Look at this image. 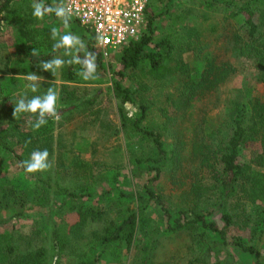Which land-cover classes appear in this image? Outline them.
I'll return each instance as SVG.
<instances>
[{"label":"trees","instance_id":"1","mask_svg":"<svg viewBox=\"0 0 264 264\" xmlns=\"http://www.w3.org/2000/svg\"><path fill=\"white\" fill-rule=\"evenodd\" d=\"M23 1L0 0V32L3 13L11 5ZM167 1L148 0L144 11L146 26L142 35L137 40L129 41L117 53L121 68L112 71L111 86L108 87L116 101L117 127L100 114L98 97L102 90L82 87L88 80H82L77 75L81 65L66 64L54 77L50 71H43L37 66L40 61L50 57H33V46L27 49L24 43L14 44L13 51L1 53L0 75L35 72L47 78L38 85L37 92L27 91V97L43 95L48 87H53L59 94L56 107L60 119L49 118L39 130H34L31 124V128L23 129L21 121H34V117L21 114L19 119H15L13 103L25 93L6 103L0 86V98L3 99H0V122L7 124L0 128V150L10 152L21 165L32 151L47 149L48 159L52 163L49 170L30 174L39 183V193L29 203L16 196L8 180H0V225L27 217V210L36 205L47 208L46 213H49L45 221V236L37 227L22 228L21 225L10 233H0V264H53L54 260L55 264H62V260L68 257L75 259L74 264H98L107 251L116 258L120 257L122 250L134 257L128 264H170L157 255L164 234L173 235V241L180 238L189 244L190 256L186 264H264V101L258 94L249 90L244 93L240 91L231 102L232 109L225 100L223 110H229L231 114L226 115L224 121L212 125L215 132L221 133V138L197 142L196 155L199 158L192 162L191 170L179 176L191 182L190 195L194 193L193 197L189 199L187 193L180 195L184 203L173 205L174 211H171L164 195L151 185L168 170L169 164L172 165V172L177 173L181 169V148L184 143L176 139L175 147L165 146L161 130L168 127L167 121L147 122L152 103L148 100L136 102L144 84L141 82L140 86H132L125 82L128 74L146 67L151 74L173 77L176 83L166 94L164 108L166 117L176 120L178 115L187 112L196 96L210 90L218 94L226 92L224 85L233 72L229 61L219 59L214 50H209V43L206 45L202 41L205 37L200 26H179L172 38L158 37L153 47L147 49L155 38L158 16L168 12V7L162 12H154L152 8ZM201 1L212 10L223 7L225 16L221 19L225 24L229 23L231 17L240 16L243 33L232 31L233 34L223 37L221 43L226 44L224 48L232 54L255 61V77L264 82V24L258 17L262 14L257 8L258 0ZM71 23L84 40V50L95 58L97 69H105L103 56L95 48L92 30L80 25L78 20ZM217 39L215 42H218ZM189 51L194 55L192 63L183 60L184 53ZM55 80L60 81L58 86ZM127 104L134 106L132 111ZM129 113H132L131 118ZM204 129L210 133V128L205 126L199 131ZM86 131L93 132L89 142L91 162L77 156L74 150L76 140L81 137L79 135ZM120 132L126 145L101 148L109 152L108 157L106 155V160L96 158L101 153L99 146L104 147L111 136L116 137ZM129 141L131 146H127ZM253 144L258 146V150L249 156L244 154ZM212 154L213 160L220 164L221 174L215 177L211 187H204L205 194L209 193L210 196H205L202 202L204 188L200 179L194 177L203 168L213 165ZM101 155L105 158V153ZM127 162L134 173L152 175L140 190H120L113 186L119 183V171L116 169H126ZM98 166L104 168L108 176L101 179H106L109 187L106 190L102 187L103 193L101 191L99 194L101 200H106L103 205L87 206L80 201L90 195L83 194L89 186H80L77 191L69 190L59 181L67 172H71L75 178L99 179L101 170ZM114 189L118 190L116 196L111 195ZM65 203L67 210L62 207ZM149 207L154 208L157 219L144 215L143 212ZM57 210L70 214L71 222L51 218V212ZM112 244L118 246L112 249ZM175 258L177 254L173 250ZM176 263L178 260H173V264Z\"/></svg>","mask_w":264,"mask_h":264},{"label":"rangeland","instance_id":"2","mask_svg":"<svg viewBox=\"0 0 264 264\" xmlns=\"http://www.w3.org/2000/svg\"><path fill=\"white\" fill-rule=\"evenodd\" d=\"M32 2V0H28L27 4L29 3L31 5ZM52 2L54 5H58L61 3L63 4V0H52ZM164 4V2L158 3L152 8L154 12H162L168 7V12H163L158 16L156 21L155 38L149 45V47H147L148 50L153 47V44L156 42L158 37L173 36V33L175 32L174 30H176V28L179 26H198V28L200 26L201 32L205 37V40L202 41L206 45L207 43H209V50H214L217 56L219 55V59L228 60L231 64V67H233V72L224 85V89L226 92L221 91V93L218 94L215 91L213 92L210 90L196 96L193 99L191 106L189 107L187 112L178 115L176 120L167 118V111L164 108L166 107V94L176 83V80H173V77H163V75L161 74H151L147 71L146 67H144L143 69L139 68L128 74L129 78L125 80V82L132 84V86H140L141 82L144 84V88L140 89L139 91L140 96L136 97V102H141V100H148L150 101V103H152L148 118L146 119L149 124H153L155 122L160 123L163 120L167 121L168 127L161 130L163 137L162 139L165 143V146L175 147L176 142L179 139H181L184 143L183 148H181L183 156L181 169H178L177 173L172 172V165L169 164L167 167L168 170L166 172H163L151 184L153 186V189L164 195V200L169 210L174 211L173 205L177 206L184 203L181 201L180 195L187 193L189 194V199L194 195V193L190 195V193L192 192L190 190L191 182L188 179H181L179 176L183 172L191 170L190 166L193 165L192 162L195 161V159L199 158L198 155H196L197 142H203V140L207 138H210V140H213L214 138L215 141L216 137L219 139L221 138V133L218 134L217 131L215 132V129H213L212 125L217 123V121H224V117L228 114H231L229 110H223L225 108V100H228L230 105L227 106L232 109L233 105L231 102L236 99V95H238L240 91L244 93L246 90H249L255 95L258 94L264 101V82L258 81V79L255 77L257 73V65L255 61L247 57H238L232 54V52L224 48L226 44L222 45L221 43L223 37H230L233 34L232 31H237V33L239 34L243 33V27L241 25L242 20L240 16H236L234 18L231 17L229 23L225 24L221 19L223 18V16H225L224 8L222 7V9L221 6L218 7L217 10H212L209 5L203 4L201 0H168L167 3L165 5ZM16 5L17 7L25 6L26 1L24 0L22 3H16ZM257 8L262 11V14H260L258 17L261 22L263 21L264 24V0H258ZM1 21L3 23V29L0 32V45L2 47V53L6 54L7 52L14 50L11 44H9L8 46L5 44V40H11L12 32L9 29V26L6 23L3 15L1 16ZM8 29L9 31H7ZM216 39L218 40V42H215ZM81 41L84 45V40L82 38ZM81 51L82 59L86 55L84 54V47L81 49ZM118 52L119 50L111 52L106 57L103 56L105 69H97L95 79H90L87 83L85 82L82 84V87L89 86V88H97L102 90L101 94L98 97L100 114L103 118L111 120L116 127L119 125V120L117 118L115 108L116 101L113 95L110 93L108 87L111 86L110 77L112 71H116L121 68L117 56ZM183 60L184 62L192 63L194 60L192 51L185 52ZM166 74L170 73L167 72ZM78 77L82 79L80 76ZM21 80L13 82L12 86V83L10 84V81H6L5 79L1 80L4 88L3 99L4 101H6V103H10L15 97L11 96V94L19 90V87L22 84ZM54 83L57 86L60 84L59 80H55ZM231 91H233L235 95L234 98H232L233 96ZM127 108L132 111L134 106L131 104H127ZM168 114L170 115V112ZM28 121L29 120L21 121L23 129L31 128ZM6 125V122H0V128H4ZM203 126L210 128V133L209 130L206 129L200 132L199 130ZM79 136L81 137L76 140L74 145L75 154L83 160L91 162L92 157L90 154L91 151L89 150V142L93 138V132L86 131L81 133ZM136 140L139 142V144L143 145V142H141L139 139ZM130 141L127 146H131ZM116 144H120L123 146L126 145V141L122 132H120L116 137L111 136L109 140L104 143V147L100 145L99 150L101 151V153H105V158L101 155L100 152L99 154H97L96 158L106 160V155L108 157L109 152H107V150H101V148L111 149ZM257 150L258 146L256 144H253L244 151V154L249 156L250 154H252V152H256ZM214 154H212L211 158V162L213 165L211 167L203 168V170H200L194 177L198 180L200 179V183L203 188L207 186L208 188L211 187L215 182V177H218L221 174L220 164L216 160H213ZM49 161L51 160L49 159ZM125 165L127 166L126 169H116L117 171H119V183L113 186H117L118 188H120V190H140L144 182L152 177L151 174L146 175L141 172L134 173V169L129 163ZM98 168L99 170H101L99 179H93L92 181L84 179L82 177L75 178V176H73L71 172H67L63 178L60 177L59 181L62 185H66L69 190L77 191L80 189V186H89L87 190L83 191V194L90 193V195L84 196V198L80 201H82L87 206L103 205L106 200H101V195L99 194L103 188L106 190L109 187L106 184L108 183V181H105L106 179H101L108 176L107 171L104 170V168L99 166ZM3 179L9 181L10 185L14 189L16 196L22 201L29 203V201L39 193V183L35 180V178L23 171L20 163L10 152L0 150V180ZM202 193V202H204L205 196L208 197L210 195H208L209 193L205 194V188L204 190H202ZM111 195H118V190L114 189L113 191H111ZM204 206L205 205H202V207ZM62 207L64 210H67L68 208L66 203ZM27 211L29 214L27 217L12 219L6 224H1L0 233H10L12 232L13 228L17 229L21 225L22 228H29L33 226L37 227L41 231L42 235L45 236L47 233V225L45 224V221L49 214L46 213L48 209L36 205L32 209L29 208ZM143 213L149 219H157V214L154 211L153 207L147 208ZM51 218H53L55 221H63L64 223L71 222L72 219L70 214L63 212L61 213V211L59 210L52 211ZM179 239L180 238H175L173 241V235L168 236L167 234H164V236L161 237V243L158 245L157 249V255L159 259L170 264H173V260H178V263L176 264H186L185 261L187 257L190 256V251L188 248L189 244H186L184 241ZM117 246V244L111 245L112 249ZM173 250L174 254H177V258L175 259H173ZM132 257L133 255H128L125 250H122L120 253V257L118 256L116 258L113 257L112 253H109L107 251L101 256L98 264H128L129 261L134 258ZM74 262L75 259L73 257H68L62 260V264H74Z\"/></svg>","mask_w":264,"mask_h":264},{"label":"clouds","instance_id":"3","mask_svg":"<svg viewBox=\"0 0 264 264\" xmlns=\"http://www.w3.org/2000/svg\"><path fill=\"white\" fill-rule=\"evenodd\" d=\"M32 16L36 20H43L45 15L54 13L56 18L61 21L64 28L69 27V22L72 15V9L66 7L64 4L58 5H46L43 0H33L31 4ZM51 39L55 41L53 44V52L63 49V56H73V51H79L84 47L83 42L78 36L73 35L71 32L61 35L59 30L55 27L50 30ZM33 57L40 55L39 50L33 48L31 51ZM79 64L81 70L77 73L83 80L87 81L95 79L97 72V64L95 58L91 53H86L84 58L79 56H73V59L64 60L59 56L52 59L42 60L37 66L43 71H50L55 77L57 72L62 69L66 64ZM28 83L26 89L35 93L38 91V85L42 81V76L37 75L35 72L29 73L25 78ZM59 99L58 92L53 87H48L47 91L43 95H35L31 98L27 97V91L25 94L15 101L13 109V117L19 119L21 114H29L34 117L33 120H29L34 130H39L42 126L46 125L48 119L59 120L60 116L57 112V102ZM127 106V105H126ZM132 113H129L131 118ZM49 152L47 149L34 150L30 153L27 160L21 162V167L26 174H35L37 172H45L52 167V163L49 161ZM55 264V260L53 261Z\"/></svg>","mask_w":264,"mask_h":264},{"label":"built area","instance_id":"4","mask_svg":"<svg viewBox=\"0 0 264 264\" xmlns=\"http://www.w3.org/2000/svg\"><path fill=\"white\" fill-rule=\"evenodd\" d=\"M71 17L92 30L102 56L137 40L145 28L148 0H63Z\"/></svg>","mask_w":264,"mask_h":264},{"label":"crops","instance_id":"5","mask_svg":"<svg viewBox=\"0 0 264 264\" xmlns=\"http://www.w3.org/2000/svg\"><path fill=\"white\" fill-rule=\"evenodd\" d=\"M43 2L46 5H54L52 0H43ZM28 4L27 6L25 5V6H18V7L17 5L15 6L11 5L7 9V11L3 13V17L6 23L8 24L9 29L12 32L11 40L10 41L5 40V44L7 46L9 44L13 46L14 44L24 43L25 46H27L26 47L27 49L28 48L32 49L31 46H33V48L39 50L40 56H44V57L49 56L50 57L49 59L59 56L60 58L65 60V58L73 59V56L77 55L80 57L82 55L81 49L78 52L74 50L73 56H63L62 55L63 49L53 52V44L55 43V41L51 39V34H50L51 28L53 27L57 28L61 35L66 34L67 32H71L73 35L78 36L80 39L82 38L81 34L79 32L77 33L73 29L72 23L70 24V22H69V27L65 29L61 21L56 18L54 13L45 15L42 21L36 20L35 18H33L31 14L32 13L31 5L28 6ZM73 20H76V19L71 17L70 21H73ZM80 25L82 24L80 23ZM9 29L7 31H9ZM0 48H1L0 55H2L1 45H0ZM86 53L87 51L85 50L84 54ZM27 75L28 74L23 75L20 73H17V74L9 73L5 75L3 74L0 75V86L2 87L1 88L2 91H4V88L1 82V80L3 79H5L6 81H10V84L12 83L11 86L13 85V82L15 81L17 82L22 79L21 80L22 84L19 87V90L11 94V96L18 97L20 93H25L26 91H29L28 89H26V84L28 83V81L25 78ZM46 80L47 78L42 77L41 82H45Z\"/></svg>","mask_w":264,"mask_h":264}]
</instances>
